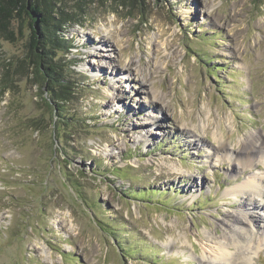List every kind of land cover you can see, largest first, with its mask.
<instances>
[{"label": "rangeland", "instance_id": "rangeland-1", "mask_svg": "<svg viewBox=\"0 0 264 264\" xmlns=\"http://www.w3.org/2000/svg\"><path fill=\"white\" fill-rule=\"evenodd\" d=\"M56 8L73 18L52 58L72 92L60 112L32 21L0 33V264H217L204 251L237 224L264 264V200L234 194L264 181V142L252 167L234 157L264 140V0Z\"/></svg>", "mask_w": 264, "mask_h": 264}, {"label": "trees", "instance_id": "trees-1", "mask_svg": "<svg viewBox=\"0 0 264 264\" xmlns=\"http://www.w3.org/2000/svg\"><path fill=\"white\" fill-rule=\"evenodd\" d=\"M57 4H64V0H0V33L7 32L10 37H13L14 32L10 31L8 26L15 18H29L32 21L29 44L33 57L31 62L47 84L48 92L54 99L52 105H55L56 110L60 112L63 106L60 103L68 102L72 92L64 84V78L56 72L58 68L53 59L58 57L59 51L73 47L67 45L62 35L63 27L67 26L73 18H53V14L57 13L56 10L60 9L56 8ZM41 16L43 17L41 18ZM38 19L39 22H37ZM50 20L53 22L52 24ZM63 91H67V93Z\"/></svg>", "mask_w": 264, "mask_h": 264}, {"label": "bare ground", "instance_id": "bare-ground-1", "mask_svg": "<svg viewBox=\"0 0 264 264\" xmlns=\"http://www.w3.org/2000/svg\"><path fill=\"white\" fill-rule=\"evenodd\" d=\"M255 138L254 136H252ZM260 142H264L262 139H258L256 141H252L250 143V147L247 150H243L238 152L234 157L235 161L238 166H241L243 169L252 167L255 163L254 161V154H257L259 152V147H262ZM258 143V144H257ZM225 144H221V149L225 147ZM219 147V148H220ZM227 148V147H226ZM246 149V148H245ZM195 182L189 183V186H194ZM234 194L239 195L243 194L246 195L248 205L252 206L253 201V195H257L261 197L262 200H264V181L258 180V179H252L248 182H245V184H241L234 189ZM251 204V205H250ZM244 207H242L243 209ZM248 211L244 212L241 210V212H237L236 219L238 221V217L240 215L246 216L245 218L253 217L254 213L251 212L250 207H248ZM240 211V210H239ZM238 223V222H237ZM238 225V224H237ZM237 225H227V232L223 235L222 241L216 242L218 245L219 253H214L213 250L206 252L204 251V258L203 259H214L217 264H249L250 259L247 257V255L240 249V244L245 240L246 230L241 229ZM242 230V231H241ZM264 227L262 228V234L264 235ZM209 239H211V236H209ZM235 252H233V250ZM212 252L215 255H212Z\"/></svg>", "mask_w": 264, "mask_h": 264}]
</instances>
